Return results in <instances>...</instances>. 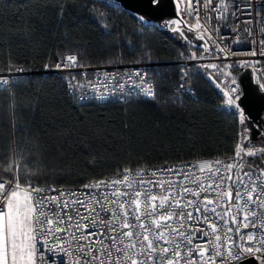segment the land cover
<instances>
[{"label": "trees", "instance_id": "obj_1", "mask_svg": "<svg viewBox=\"0 0 264 264\" xmlns=\"http://www.w3.org/2000/svg\"><path fill=\"white\" fill-rule=\"evenodd\" d=\"M201 53L177 33L146 26L107 0H0V72L10 65L44 70L68 54L82 65H99ZM244 66H230L235 79ZM178 80L179 67L170 65L164 78H156V100L79 104L66 77L16 78L11 94L0 92V176L9 178L3 169L15 155L22 184L66 188L125 168L233 157L247 123L223 106L205 72H193L195 97L179 100ZM246 160L259 165L264 158Z\"/></svg>", "mask_w": 264, "mask_h": 264}, {"label": "snow or ice", "instance_id": "obj_2", "mask_svg": "<svg viewBox=\"0 0 264 264\" xmlns=\"http://www.w3.org/2000/svg\"><path fill=\"white\" fill-rule=\"evenodd\" d=\"M257 3L264 7V0ZM149 4L159 9L162 0H149ZM212 5L213 0H187L185 11L195 24L184 22L183 26L189 31L202 30L201 40L207 33L208 40L213 41V32L219 31L218 27L209 31L213 17L208 11L215 13L218 21H226L232 0H217L215 7ZM252 6V0L245 6L249 17L253 15ZM201 7L206 10L203 18ZM257 15H262L259 9ZM136 18L141 22L147 20L139 13ZM247 23L251 24L252 20ZM257 24L260 25L256 33L261 37L259 40L255 39L251 27L243 31L250 38L248 43L259 44L264 49V21L257 20ZM181 25L179 19L164 24L187 38ZM235 42L241 43L238 37ZM246 54L255 56L257 51L252 49ZM260 54L264 55V50ZM64 61L67 63L58 62L56 67L76 66L77 56L68 55ZM13 70L10 65L8 75L0 74V91L10 92L15 86L10 80ZM135 75L141 77V84L134 83L132 87L156 100L154 87L144 86L141 73ZM262 79L256 83L264 92ZM184 86V83L179 85L181 89ZM123 87L120 85L121 91ZM223 96L224 104L237 110L239 122L244 124L248 117L240 106L235 79ZM260 130L264 132V127ZM241 140L228 163L215 160L187 168H141L135 171V176L132 169L125 168L122 179L91 181L82 186L87 189L84 192H65L51 186H36L30 181L22 185L16 175L19 165H8L3 172L9 178L0 176V264H47L51 257H46L45 252L56 251L69 257V264H217V261L242 264L250 257L264 264V168L257 170L246 160L247 157L264 158V145L251 144L250 136L243 133ZM146 171L167 179H136ZM157 188L159 192L154 191ZM49 236L54 242L47 239Z\"/></svg>", "mask_w": 264, "mask_h": 264}, {"label": "built area", "instance_id": "obj_3", "mask_svg": "<svg viewBox=\"0 0 264 264\" xmlns=\"http://www.w3.org/2000/svg\"><path fill=\"white\" fill-rule=\"evenodd\" d=\"M248 2L249 0H232V7L229 10L230 14L226 21H218L215 18V13H211L210 11H208V14L213 17L212 20L210 21L209 31H212L217 27L219 28L218 32H213V41L215 42L213 43L212 41L214 48L211 50V55L209 56L201 55L197 57H184L176 61H144V62L121 61V62L99 64V65H82L80 64L79 58L76 54H68V55L77 56L76 66H67V67L62 66L61 68L56 67V64L58 62H62L64 64L67 63L66 61H64V57L68 56L66 55L61 60H59L55 65L44 70H37V69L29 70L22 66L16 67L13 70L12 74L10 75V80L13 83L14 80L18 77L34 75L38 73L66 77L68 79V93L69 95L73 96L79 104H88L92 102L99 104L108 103V102H120L133 97L152 100L144 96L138 88L132 87V84L134 83L141 84V77L135 75V73L136 72L141 73V75L144 78L143 81L144 86H147V84H151L157 93L158 89L156 84V78L157 77L164 78L170 65H175L179 67V80L176 84V91L178 94L177 98L179 100L185 95L190 97L196 96V92L194 90L193 80H192L193 72L196 71L212 72L219 69L220 67H224V66L230 67L233 64H241L240 62L243 61V62H247L246 64H244L245 66L243 71L246 68H249L251 70L253 81L254 83H256L257 79L264 78V55L260 54V52L264 49H261L259 44L254 45L248 43L247 41L250 38L247 36V33L243 31V29L251 27L255 39L259 40L261 38L259 35H256L258 28L260 26L259 24H257V20L264 21V7H262L261 4L257 3V0H252L253 15L252 17H249L247 15V9L245 7L248 4ZM216 3L217 0H213L212 6L215 7ZM186 8H187V0H185L183 15L191 23V25H194L195 20L188 16V12L185 11ZM257 9L260 10L262 15L259 16L257 15ZM231 12H235V15H231ZM205 15H206V10L203 7H201L200 16L203 18ZM249 19L252 20L251 24L247 23ZM233 29H237L238 31H233ZM198 31H202V30H198ZM205 34L207 35V33ZM237 37L239 38L241 43L235 42ZM220 48H223L224 51H220L219 50ZM252 49H256L257 51V54L255 56L246 54L249 53ZM212 64L216 65L217 67L216 68L206 67L207 65H212ZM19 69H22V71H18ZM0 74L8 75L9 70L1 71ZM182 76L184 77L183 80L181 79ZM235 80L239 87V94L240 96H242V86L240 84L239 78ZM262 82H264V79H262ZM181 83H184L185 85L184 88L182 89L179 87ZM70 84L76 85V87H72L70 86ZM120 85L124 86L122 91ZM230 86H231V82L221 83L218 87V90L223 100V106L230 110H233L238 115L237 110L229 108L224 104L225 97L223 96V92L227 91ZM12 89L10 91V94L12 93ZM263 119H264V114H263ZM262 141L264 142V135H261L260 137V142ZM230 158L215 157L210 159H193L182 162L167 163L157 166H145L137 169L143 168L147 170H152L161 167L187 168L203 161L223 160L226 163H228L231 162ZM14 163L19 165L18 158L16 155L14 158ZM248 164H250L253 168H256L257 170L260 168H264V161L259 165L251 164V163ZM128 169H132V168H128ZM137 169H132L133 176H135V171ZM18 170L16 172V175L18 174ZM193 171H196L197 174H200L198 169L196 168H193ZM119 172H120L119 176H117L116 173L114 175L102 179L103 180L122 179V176L124 175L123 170ZM233 175L235 177V170H233ZM160 178L167 179V176H152L151 171H146L143 177H136L137 180L139 179L157 180ZM4 179H8V178H4ZM33 184L36 186H41V185L51 186L57 188L58 190H64L65 192L87 191V189H84L82 187L84 184L71 188H66L56 185H44L37 183H33ZM120 187L122 188V190H124L122 185ZM154 191L159 192V189L158 188L154 189ZM49 194L55 195V193H49ZM232 202L233 203L235 202V189H233ZM226 209H227V205H225V210ZM240 218L241 217L238 216V220ZM228 219L230 221V217H228ZM229 226H232L231 223H229ZM250 230L251 229H244L243 231L247 232ZM47 239L50 242H54L53 237L51 236H49ZM237 242L239 241L237 240ZM72 248H75V244L72 245ZM45 256L51 257L50 260H47V264H61V261H63V264H69V260H70L69 257L63 256V254L60 253L59 251L52 253L45 252ZM250 258H254V257H250ZM217 264H219V261H217Z\"/></svg>", "mask_w": 264, "mask_h": 264}, {"label": "water", "instance_id": "obj_4", "mask_svg": "<svg viewBox=\"0 0 264 264\" xmlns=\"http://www.w3.org/2000/svg\"><path fill=\"white\" fill-rule=\"evenodd\" d=\"M118 5L122 10L130 13L135 18L137 14H142L147 17L145 22H141L146 26H154L161 31L170 32L172 34H179L174 32L170 27H165V22L173 19L182 21V30L186 33V37L182 39L192 48L201 50L202 56L211 55V50L214 48L212 41L208 40L205 34V39L201 40L200 32L193 28L191 31L184 27V22L188 25L191 23L185 18L182 11V4L179 0H162V6L159 9L153 8L149 4V0H107ZM137 19V18H136ZM207 49H211L210 51ZM239 81L242 86V96L240 106L244 109L248 120L247 126L250 130L251 141L257 142L261 137V127H264V92H261L258 85L254 83L251 70L246 68L239 76ZM247 166V165H246ZM242 264H259L254 258H249L242 262Z\"/></svg>", "mask_w": 264, "mask_h": 264}, {"label": "rangeland", "instance_id": "obj_5", "mask_svg": "<svg viewBox=\"0 0 264 264\" xmlns=\"http://www.w3.org/2000/svg\"><path fill=\"white\" fill-rule=\"evenodd\" d=\"M182 4V11L185 7V0H180ZM178 38L182 40L181 36L177 34ZM207 77L214 83V85L218 88L221 83H230L232 79L236 77L231 71L229 66L220 67L219 69L212 71V72H205ZM248 131H244V135L250 136V130L247 126ZM262 135V134H261ZM242 142V140H241ZM240 142V143H241ZM260 143V139L257 142L251 141V144ZM245 146L247 147V143L245 142ZM257 146V145H256Z\"/></svg>", "mask_w": 264, "mask_h": 264}]
</instances>
